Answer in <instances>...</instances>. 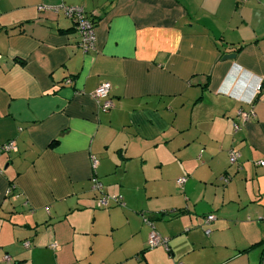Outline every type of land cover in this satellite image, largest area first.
I'll return each mask as SVG.
<instances>
[{"label":"crops","instance_id":"obj_1","mask_svg":"<svg viewBox=\"0 0 264 264\" xmlns=\"http://www.w3.org/2000/svg\"><path fill=\"white\" fill-rule=\"evenodd\" d=\"M263 81L264 0H0V264H151L167 224L190 227L169 264H264Z\"/></svg>","mask_w":264,"mask_h":264},{"label":"built area","instance_id":"obj_2","mask_svg":"<svg viewBox=\"0 0 264 264\" xmlns=\"http://www.w3.org/2000/svg\"><path fill=\"white\" fill-rule=\"evenodd\" d=\"M245 0H237L238 3H242ZM61 10L63 11L64 16L69 19L73 25V28L76 30V32L79 35V44L78 46L84 51L87 52L91 49L94 48L95 45V34H94V30H95V26H94V22L89 19L83 9L81 7H71V6H60ZM46 7H40V9H45ZM58 8H52V11H57ZM70 81L66 80L65 84H68ZM262 85H264V81L261 82ZM261 87L258 86L256 90H259ZM109 91H110V87L108 84H102L99 85L91 94L93 100L95 101V103L97 104L98 108L100 111L102 112H108L111 108H112V104L109 100ZM241 119L243 122H246L247 120L251 119L253 117V113L250 112H244V113H240ZM233 128V133H236L239 130V126L236 124H233L232 126ZM13 149V145L12 143H9L7 145H4L0 151H9ZM239 153L235 150H230L229 151V155H228V161L230 164H235L238 159H239ZM91 161H92V166L93 168L96 167L97 163L94 160L93 157H91ZM258 166L263 167L264 163L262 161H259L257 163ZM223 184L227 183L229 181L228 177H222L221 178ZM186 181L185 177H181L177 180V184L178 186H182ZM92 183V190L94 192H96L97 194H99V197L96 200L97 206L98 207H107L109 204V201L113 202V203H119V199L118 197H108L106 196L103 192H102V185L101 183L97 180V179H92L91 181ZM10 191L8 190L7 193H9ZM212 221H214V216L213 215H207L204 217V224L208 225L209 223H211ZM145 222H147L145 220ZM148 223V222H147ZM150 225V223H149ZM204 233L206 236H208L210 234V230L209 229H205ZM146 245L149 249L152 248H156L158 246H164L167 248V240L166 239H162L160 238L156 232L152 229L148 235L147 238V242ZM24 248H28L29 247V243L25 242L23 244ZM52 248L54 246H51ZM3 261L7 262L9 261V257L8 256H4L3 257ZM180 264V263H178Z\"/></svg>","mask_w":264,"mask_h":264},{"label":"rangeland","instance_id":"obj_3","mask_svg":"<svg viewBox=\"0 0 264 264\" xmlns=\"http://www.w3.org/2000/svg\"><path fill=\"white\" fill-rule=\"evenodd\" d=\"M180 192V191H179ZM110 196H112V195H110ZM109 196V197H110ZM113 205H116V204H113ZM118 207V206H117ZM103 209V210H102ZM102 209H99V210H102V211H109L110 209H111V207L109 206V208H102ZM142 217V219L144 218V217H146L147 219H149L147 216H145L144 214L141 216ZM108 218V217H107ZM118 218H120V220H115L114 219V224L116 225V226H118V227H122V228H120L118 231H119V233H120V231L121 230H124L125 229V226L123 225V218L121 217V216H117V219ZM143 223V222H142ZM143 225H145V226H148L147 224H145V223H143ZM149 227V226H148ZM157 227V226H156ZM126 228H128V227H126ZM190 227H188V228H186V229H184V227H180V226H178V225H171V224H167V226H161V225H158V229L155 231L156 232V234L160 237V238H162V239H166L167 240V248H168V243H174V245H176V244H182L183 243V241L185 242L186 240H185V238H187L186 236V231L189 229ZM100 229H104V230H106V235H105V237H104V239L105 240H108V238H109V229H108V227H107V229H105V226H103L102 225V228H100ZM132 229H137V225H134V226H132ZM151 228L149 227V230H150ZM161 231V232H160ZM163 232V233H162ZM148 238V237H147ZM147 242V241H146ZM134 243L132 242L131 244H130V246H132ZM145 249H146V252H145V254H149V258H150V262H151V264H169L170 262L169 261H171L172 262V260H173V258H171L169 255H168V253H167V250H166V248L164 247V246H158V247H156V248H152V249H149L148 247H147V245H145ZM128 252H135V251H133L132 250V247H131V249H128V250H126V252H125V254H128ZM140 251H138V253H139ZM133 257L131 258V259H128L127 260V263L126 264H144V263H141V262H138V256L136 257L134 254L132 255ZM187 257V256H186Z\"/></svg>","mask_w":264,"mask_h":264},{"label":"water","instance_id":"obj_4","mask_svg":"<svg viewBox=\"0 0 264 264\" xmlns=\"http://www.w3.org/2000/svg\"><path fill=\"white\" fill-rule=\"evenodd\" d=\"M235 58V54H227V55H224L222 56V60H231V59H234Z\"/></svg>","mask_w":264,"mask_h":264}]
</instances>
